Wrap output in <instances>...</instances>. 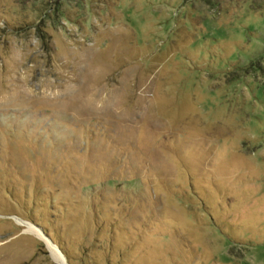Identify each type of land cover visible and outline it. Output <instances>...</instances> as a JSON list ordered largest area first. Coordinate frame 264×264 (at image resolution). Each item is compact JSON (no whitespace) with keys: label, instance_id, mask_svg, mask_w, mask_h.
I'll list each match as a JSON object with an SVG mask.
<instances>
[{"label":"rangeland","instance_id":"374dc122","mask_svg":"<svg viewBox=\"0 0 264 264\" xmlns=\"http://www.w3.org/2000/svg\"><path fill=\"white\" fill-rule=\"evenodd\" d=\"M64 262L264 264V0H0V264Z\"/></svg>","mask_w":264,"mask_h":264},{"label":"bare ground","instance_id":"6f19581e","mask_svg":"<svg viewBox=\"0 0 264 264\" xmlns=\"http://www.w3.org/2000/svg\"><path fill=\"white\" fill-rule=\"evenodd\" d=\"M33 227V226H32ZM33 229V228H32ZM38 230V229H37ZM39 231V230H38ZM40 232V231H39ZM50 248H51V252L52 255L54 256V258L56 259H61L64 258L63 253L59 250L58 247H56V245L52 244L51 242H49Z\"/></svg>","mask_w":264,"mask_h":264},{"label":"water","instance_id":"95a60500","mask_svg":"<svg viewBox=\"0 0 264 264\" xmlns=\"http://www.w3.org/2000/svg\"><path fill=\"white\" fill-rule=\"evenodd\" d=\"M64 264H67L66 262H64Z\"/></svg>","mask_w":264,"mask_h":264}]
</instances>
